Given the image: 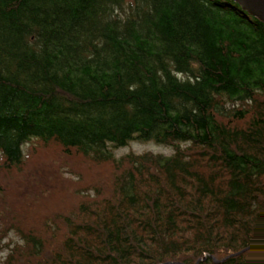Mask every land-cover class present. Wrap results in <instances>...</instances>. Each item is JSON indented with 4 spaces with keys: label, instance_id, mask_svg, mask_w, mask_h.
<instances>
[{
    "label": "trees",
    "instance_id": "obj_1",
    "mask_svg": "<svg viewBox=\"0 0 264 264\" xmlns=\"http://www.w3.org/2000/svg\"><path fill=\"white\" fill-rule=\"evenodd\" d=\"M132 142L173 153L116 156ZM64 156L76 182L42 167ZM0 173V264H264V23L0 0Z\"/></svg>",
    "mask_w": 264,
    "mask_h": 264
},
{
    "label": "rangeland",
    "instance_id": "obj_2",
    "mask_svg": "<svg viewBox=\"0 0 264 264\" xmlns=\"http://www.w3.org/2000/svg\"><path fill=\"white\" fill-rule=\"evenodd\" d=\"M147 152L148 153H154V154H164V155L167 156V155H171L173 153V149L170 148V147H167V146L157 145V144H155L153 142H146V143L132 142L126 147H121L120 149L115 150V154H116L117 157H122V156L128 155L130 153L143 154V153H147ZM47 153L51 154L52 152L51 151H49V152L46 151L45 148L40 149V151L38 152V157L35 158V156H33L31 161L26 160V165L25 166L33 164V163H35L36 161H39V160H47V158H49L47 156ZM58 156L60 157L61 154H59ZM66 160H67V156H64L63 158H58L57 161L49 162V163L43 165L42 167L53 169V172L56 173L59 177L63 176V178L65 179V182L68 181V182H66L68 184H70V182H76L77 181L76 174L73 173L71 176L68 174V171L70 170V168L68 167V164L65 163ZM40 162H41V164H44L47 161H40ZM67 162H69V160H67ZM33 166H31L30 168H32ZM16 172H18V170L14 171L15 175L17 174ZM67 179H70V180H67ZM0 185L2 187H7L8 186L6 184L5 179L3 178V175L1 173H0ZM74 189H76L75 195H77V190H79V189L76 188V187ZM10 240L17 241V237H15V235L12 234V236H10L9 240L7 241V243Z\"/></svg>",
    "mask_w": 264,
    "mask_h": 264
},
{
    "label": "water",
    "instance_id": "obj_3",
    "mask_svg": "<svg viewBox=\"0 0 264 264\" xmlns=\"http://www.w3.org/2000/svg\"><path fill=\"white\" fill-rule=\"evenodd\" d=\"M246 12L264 23V0H235ZM264 241V237L259 238L250 248L257 247ZM248 249V250H250Z\"/></svg>",
    "mask_w": 264,
    "mask_h": 264
}]
</instances>
